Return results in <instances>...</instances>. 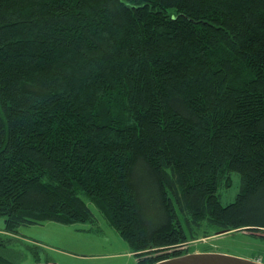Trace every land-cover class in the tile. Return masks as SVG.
<instances>
[{
  "label": "trees",
  "instance_id": "16d2710c",
  "mask_svg": "<svg viewBox=\"0 0 264 264\" xmlns=\"http://www.w3.org/2000/svg\"><path fill=\"white\" fill-rule=\"evenodd\" d=\"M90 203L139 264L264 231V0H0V216Z\"/></svg>",
  "mask_w": 264,
  "mask_h": 264
},
{
  "label": "rangeland",
  "instance_id": "374dc122",
  "mask_svg": "<svg viewBox=\"0 0 264 264\" xmlns=\"http://www.w3.org/2000/svg\"><path fill=\"white\" fill-rule=\"evenodd\" d=\"M230 186L221 185L223 204L235 201L241 185L240 175L232 174ZM98 218L88 222L63 224L47 221L19 226L15 232L6 229V217L0 216V252L12 264H139L129 244L109 221L98 212ZM253 235L250 230L202 237L185 245L192 252L213 251L264 263V231Z\"/></svg>",
  "mask_w": 264,
  "mask_h": 264
},
{
  "label": "water",
  "instance_id": "95a60500",
  "mask_svg": "<svg viewBox=\"0 0 264 264\" xmlns=\"http://www.w3.org/2000/svg\"><path fill=\"white\" fill-rule=\"evenodd\" d=\"M226 232H220L223 234ZM154 264H263L257 260L213 251L190 252Z\"/></svg>",
  "mask_w": 264,
  "mask_h": 264
}]
</instances>
